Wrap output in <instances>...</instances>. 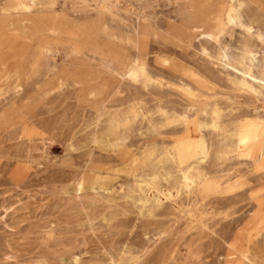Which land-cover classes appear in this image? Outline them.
I'll return each instance as SVG.
<instances>
[{
	"label": "rangeland",
	"instance_id": "obj_1",
	"mask_svg": "<svg viewBox=\"0 0 264 264\" xmlns=\"http://www.w3.org/2000/svg\"><path fill=\"white\" fill-rule=\"evenodd\" d=\"M20 1L0 0V264H264V145L235 152L264 91L234 70L251 49L264 76V0Z\"/></svg>",
	"mask_w": 264,
	"mask_h": 264
},
{
	"label": "bare ground",
	"instance_id": "obj_2",
	"mask_svg": "<svg viewBox=\"0 0 264 264\" xmlns=\"http://www.w3.org/2000/svg\"><path fill=\"white\" fill-rule=\"evenodd\" d=\"M242 7H243L242 3H239V2L236 3L235 12L230 17V22L232 24L235 25L241 21L242 16L240 12L242 11ZM26 10H27V7L20 0H10L7 12L9 11L19 12V11H26ZM257 40L259 43L264 45V34L259 33L257 35ZM255 59H256L255 52L251 49L246 50V57L243 59V61L239 65L238 69H234V70L236 71V74H238V76L240 77L239 85L242 88L246 89L247 91H250L251 93L260 96L261 91H264V76L255 75L254 73ZM158 61H159V64H161L162 66L169 68V69L176 70L180 72L181 74H183L184 76H186L187 78H189L190 80L196 82L197 84L203 85L204 83L203 80L196 73H194L193 71H191L184 65L180 64L177 60L160 57ZM128 74L130 77H133V78L144 76L146 74L144 63L137 62L134 67L129 69ZM263 145H264V120L260 118H255L252 120L243 121L239 125V128L235 134V152L238 153V156L240 155L239 157L240 158L244 157V159L245 158L253 159L254 156L257 155L258 159L261 160L263 158ZM198 151H199V156H200L198 163L201 164L209 156V150L206 146V143L203 140L200 141L198 145ZM118 152H119L120 160L117 159L118 157L117 158L115 157V158L118 161H120L121 168H116L114 169V171L122 172V174L125 173L129 176L136 177V175L141 171V169L144 166V161L142 160V158L138 156L137 154L133 153L125 144L119 147ZM146 178L144 179L146 180ZM151 181H155V178ZM200 181H201V175L199 174V170L196 168V166L195 167L189 166L181 171L182 186L180 190L184 189L187 192H190L192 188L197 187ZM79 187L82 188L83 184H80ZM121 191H123V189Z\"/></svg>",
	"mask_w": 264,
	"mask_h": 264
}]
</instances>
